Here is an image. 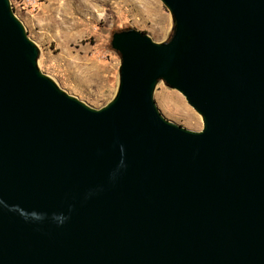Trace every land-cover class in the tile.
Masks as SVG:
<instances>
[{
  "label": "water",
  "instance_id": "95a60500",
  "mask_svg": "<svg viewBox=\"0 0 264 264\" xmlns=\"http://www.w3.org/2000/svg\"><path fill=\"white\" fill-rule=\"evenodd\" d=\"M159 1L170 39L113 33L93 109L0 0V264H264V0ZM159 82L200 131L161 115Z\"/></svg>",
  "mask_w": 264,
  "mask_h": 264
},
{
  "label": "rangeland",
  "instance_id": "374dc122",
  "mask_svg": "<svg viewBox=\"0 0 264 264\" xmlns=\"http://www.w3.org/2000/svg\"><path fill=\"white\" fill-rule=\"evenodd\" d=\"M15 16L39 51L38 68L60 89L93 109L114 97L120 58L112 34L134 29L166 42L173 23L159 0H9ZM154 102L167 120L202 129L201 117L175 90L159 82Z\"/></svg>",
  "mask_w": 264,
  "mask_h": 264
},
{
  "label": "clouds",
  "instance_id": "9594fccd",
  "mask_svg": "<svg viewBox=\"0 0 264 264\" xmlns=\"http://www.w3.org/2000/svg\"><path fill=\"white\" fill-rule=\"evenodd\" d=\"M61 222H63V218H60Z\"/></svg>",
  "mask_w": 264,
  "mask_h": 264
}]
</instances>
